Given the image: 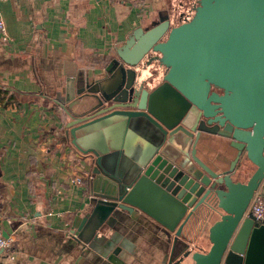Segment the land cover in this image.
<instances>
[{
	"label": "water",
	"instance_id": "water-1",
	"mask_svg": "<svg viewBox=\"0 0 264 264\" xmlns=\"http://www.w3.org/2000/svg\"><path fill=\"white\" fill-rule=\"evenodd\" d=\"M193 6L177 24L158 14L151 26L132 30L106 77L75 89L94 103L70 115L67 136L108 180L73 231L83 254L96 253L89 262L127 264L122 243L104 230L120 212L149 213L155 201L163 212L154 217L174 233L168 264H264V215L256 220L247 211L255 191L264 196V0ZM129 136L142 140L141 150ZM213 137L235 150L225 170L196 155ZM213 215L208 250L188 249L183 225Z\"/></svg>",
	"mask_w": 264,
	"mask_h": 264
},
{
	"label": "crops",
	"instance_id": "crops-1",
	"mask_svg": "<svg viewBox=\"0 0 264 264\" xmlns=\"http://www.w3.org/2000/svg\"><path fill=\"white\" fill-rule=\"evenodd\" d=\"M189 4L0 0L6 35L0 41V88L6 91L0 98V233L11 239L0 250V264H105L103 259L89 262L96 253L88 248L83 254L73 237L91 208L92 194L108 190V180L92 171L93 156L67 136L70 115L94 103L75 89L94 87L106 77L115 49L132 30L151 26L158 14L167 13L171 24H177L188 15ZM158 77L159 72L152 84ZM128 140L132 149L141 150L138 136ZM212 140L198 144L196 155L212 169L225 170L235 150L223 139ZM74 176L79 182L71 180ZM150 202L152 215L138 208L120 212L112 228L104 230L122 243L120 257L127 264H168L174 233L157 221L154 216L162 218L163 210ZM217 218L188 220L180 239L192 251L208 250V227Z\"/></svg>",
	"mask_w": 264,
	"mask_h": 264
},
{
	"label": "built area",
	"instance_id": "built-area-1",
	"mask_svg": "<svg viewBox=\"0 0 264 264\" xmlns=\"http://www.w3.org/2000/svg\"><path fill=\"white\" fill-rule=\"evenodd\" d=\"M118 1H123L127 3L138 2V0H118ZM186 17H188V15ZM0 41L2 42L6 41V35H5V31H4L3 23L1 19H0ZM71 180L73 182H79V178L75 176L72 177ZM247 211L250 212L256 220H260L263 217L264 215V196L258 190L254 192L248 204ZM10 242H11L10 238L4 237L0 233V250L7 248L10 245Z\"/></svg>",
	"mask_w": 264,
	"mask_h": 264
},
{
	"label": "flooded vegetation",
	"instance_id": "flooded-vegetation-1",
	"mask_svg": "<svg viewBox=\"0 0 264 264\" xmlns=\"http://www.w3.org/2000/svg\"><path fill=\"white\" fill-rule=\"evenodd\" d=\"M188 2L192 5V7H194V4H197V0H188ZM218 92H221V90L216 89Z\"/></svg>",
	"mask_w": 264,
	"mask_h": 264
},
{
	"label": "trees",
	"instance_id": "trees-1",
	"mask_svg": "<svg viewBox=\"0 0 264 264\" xmlns=\"http://www.w3.org/2000/svg\"><path fill=\"white\" fill-rule=\"evenodd\" d=\"M5 93H6V91L4 89L0 88V98H2ZM6 98H8V97H6Z\"/></svg>",
	"mask_w": 264,
	"mask_h": 264
},
{
	"label": "rangeland",
	"instance_id": "rangeland-1",
	"mask_svg": "<svg viewBox=\"0 0 264 264\" xmlns=\"http://www.w3.org/2000/svg\"><path fill=\"white\" fill-rule=\"evenodd\" d=\"M193 12V7L190 6L189 4V12H188V17L191 15V13Z\"/></svg>",
	"mask_w": 264,
	"mask_h": 264
}]
</instances>
